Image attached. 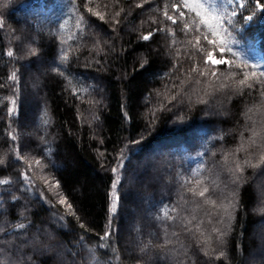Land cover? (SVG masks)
Returning a JSON list of instances; mask_svg holds the SVG:
<instances>
[{"label":"trees","instance_id":"1","mask_svg":"<svg viewBox=\"0 0 264 264\" xmlns=\"http://www.w3.org/2000/svg\"><path fill=\"white\" fill-rule=\"evenodd\" d=\"M198 2L221 18L223 40L188 8L181 20L173 7L181 0H0V180L8 181L0 184V264H55L43 233L69 246L61 252L69 264H87L81 236L97 264H245L250 252L264 264V233L251 234L264 219V201L251 209L264 170V9L257 0H239L243 9L237 0ZM209 53L227 62L214 65ZM53 59L57 71L47 68ZM36 117L43 140L19 136L17 125ZM166 147L144 162H177L179 177L127 189L141 152ZM204 188V197L190 191ZM59 192L72 206L55 204L64 228L48 220ZM124 193H144L153 212L148 240L135 222L149 261L120 241Z\"/></svg>","mask_w":264,"mask_h":264},{"label":"rangeland","instance_id":"2","mask_svg":"<svg viewBox=\"0 0 264 264\" xmlns=\"http://www.w3.org/2000/svg\"><path fill=\"white\" fill-rule=\"evenodd\" d=\"M22 30H26L21 28ZM34 30V29H32ZM28 37L29 39L33 42H36V36L34 34V32H29L28 31ZM20 52H23L22 50ZM21 54V53H20ZM212 57L214 59H222L221 57H219L218 55L211 53ZM55 59H53V61L51 60L49 63H47V68L53 69L51 68V65L54 63ZM49 66V67H48ZM37 68H39L38 65H36ZM33 72H29L28 76H32ZM218 127V126H217ZM17 132L18 135L22 137L23 136H30L31 138L34 137L35 139H38L40 141L43 140V136L41 135V126L39 125V121L38 118L36 117L35 119L30 120V122L28 121H22L21 124L17 125ZM201 133H198L196 140H200L201 138L203 139ZM207 136H205L204 139H206ZM169 148L171 147H166V148H159L156 150H152L151 148L144 150L141 152V155L136 163V161L133 159L131 160V162L133 164H135V169H132L131 171L127 172V175H125V181L127 185V189H134L137 186V181H148L150 180L151 177H153L154 179L157 180L158 183L164 185V187L167 186V183H169V179L170 176L172 175V177L178 178L179 174L176 173V171L178 170V163L176 162V165L173 166V164L171 163V161L166 160L165 162H158V163H154L152 162L151 165L145 163V159H148V161H151V157L152 154H159V153H166ZM23 157L25 158V162L26 164L29 166V169L32 170V165L29 162V157L26 156L25 154H22ZM166 156V155H165ZM32 159V158H31ZM147 161V160H146ZM151 163V162H150ZM193 164L191 163L190 166H192ZM124 166H122L123 168ZM175 173V174H174ZM154 174L156 177H154ZM115 189L112 188L110 191V199H109V204H110V208H112L113 203H114V197H116V193L114 191ZM253 191L255 194V201L253 202V206H252V210H259L261 207V203L263 204L264 201V170L262 172V174H259L257 176H255V178L253 179ZM175 192V191H174ZM56 196L53 198L51 197V200L49 202V208H50V215L48 217L49 221L52 222H58L60 223L61 227H68V225L63 226L61 223V220L58 218L57 215L54 214L55 211V204H59L60 200L64 198V196L62 195V192H59L58 194H55ZM28 196L29 198L32 199V194L28 192ZM121 204L123 207H129L130 212H126L124 213L123 210L121 211V224L120 226H122V228L124 229V231L121 233L120 235V241L122 243V245L127 246V248L130 249V251L135 254H139L142 257H145V260H148V255H147V251L145 250V246L139 244L141 241V237L140 235L136 232L138 230L139 227L136 226L135 222H139V223H143L142 227L144 228V234H145V238L148 240L153 233V227L152 225L148 222V218L152 215V211L149 207V205L146 203L145 201V195L144 193L142 194H134L133 196H131L130 194H123V200L121 201ZM148 205V206H147ZM64 208L66 211L69 212V208L64 204ZM144 218V219H143ZM116 219V217L114 218ZM150 219V218H149ZM118 221V217L116 219ZM148 224H150L151 226L149 227ZM119 226V227H120ZM118 227V224H117ZM152 227V228H151ZM140 229V228H139ZM261 233H264V219H260L258 220L255 224L252 225L251 227V234L258 238L261 236ZM43 236L47 239V241L50 243L49 247H47L44 251L47 254H50L51 256L55 257L54 259V263L55 264H69V260H64L63 259V255L61 252H69V246L66 245L65 243H63L56 235H47L43 233ZM54 240H57V242H54ZM146 240V241H147ZM54 242V243H53ZM27 246L29 244H26ZM25 245H23L24 247ZM79 246L81 248H83L84 252L86 253V255L83 257V260L87 263V264H97L95 263V259H93L92 257V251L91 249L86 245L83 244L82 242H79ZM73 252V251H72ZM70 251V253H72ZM73 254V253H72ZM253 252L247 253V255L245 256V260L244 263L245 264H262V262L260 261V259H255V257H253ZM169 258V257H168ZM163 259V263L164 264H173L171 262V260L169 261V259L162 258Z\"/></svg>","mask_w":264,"mask_h":264},{"label":"snow or ice","instance_id":"3","mask_svg":"<svg viewBox=\"0 0 264 264\" xmlns=\"http://www.w3.org/2000/svg\"><path fill=\"white\" fill-rule=\"evenodd\" d=\"M237 6L239 8H241V9L245 8V4L240 3L239 0H237ZM173 7L176 8V10L178 12V16H179V18L181 20L184 19V12L183 11H180V8L181 7L188 8L190 11L195 12L196 16L200 18L199 19V23L206 25L208 27V29H209V31H210V33H211V35L213 37H220V39L223 40V37L220 36V32L218 31V29H220L221 26H222L221 18L220 17H211L210 18L203 11L204 5L202 3H199L198 0H192L191 3L189 2V0H181V3L180 4H174ZM257 7L258 8H261V9H264V5L259 4V0H257ZM90 11H91V9H90ZM236 14H237L236 11L233 10L232 16H236ZM96 15H98L100 19H104L103 15H101L100 13H96ZM116 15H119V13H117ZM164 15H165V17L168 20H171L173 24H176L177 21H176V19L173 16L168 15L167 12H165ZM245 19L248 20V21H251L253 19V17L252 16H248ZM212 20H215V23L214 24L211 22ZM193 24H196V21H193ZM197 27H199V25H197ZM182 30H191V26L188 23H185ZM151 36H152V33H149L147 35H144L142 37V39L149 40V39H151ZM204 38L205 39H208L207 36H205ZM196 39H197V44H199V37H197ZM208 42L210 44L215 45L217 43V40L216 39H212V40H209ZM223 51H224V48L221 47L220 48V52H223ZM229 51H231V49H229ZM32 54H36V50L35 49L32 50ZM8 55L11 56V55H13V53L12 52H9ZM66 58H67L66 55L64 57H62V59H66ZM208 59L214 65H217V64H225L227 62L224 59H214L212 57V54L211 53H209ZM53 71H57V69L54 68ZM193 71H196V69H193ZM201 74H203V73H201ZM261 75L264 76V73H261ZM252 76L255 77V73H252ZM11 78L13 80L16 79L15 73H13V75H12ZM247 80H248V76L246 75L245 76V79L239 81V85H245L247 83ZM249 111H251V109H249ZM254 135H255V133H254ZM12 139L15 140L16 137L13 136ZM18 159H19V157H18ZM261 160L264 161V157H261ZM245 163H248V162L245 161ZM251 166L254 167V168L255 167H258V165H251ZM243 171H244V169L239 164H237L236 167H235V173L242 174ZM24 178L27 179V175L26 174L24 175ZM241 179H242V175H236V179H235L234 183L240 181ZM7 183H8V181H6V180H0V184H7ZM190 191H193L194 194H198L199 196L204 197L205 196V193L208 191V189L207 188H204L202 191H199L198 193L196 192L195 189H190ZM2 199H3V197H0V200H2ZM12 199H16V197L13 196ZM117 200H118V197H114V203H113V206L111 208V211L113 213H115L117 211V207H116V203H115V201H117ZM59 202L62 205L67 203L66 200L63 199V198ZM212 203H215V202L213 201ZM67 207L68 208H71L72 206L70 204H68ZM261 211L264 212V209H261ZM165 215H167V213H165ZM60 219L62 220L63 217H60ZM15 227H17L18 229H23V228H25V225L23 223H21V224L16 225ZM81 227H83V225H81ZM109 235H111V233H106L105 234V238L107 236H109ZM79 239H80V242H83L84 237L81 236ZM221 255H223V253H221Z\"/></svg>","mask_w":264,"mask_h":264},{"label":"bare ground","instance_id":"4","mask_svg":"<svg viewBox=\"0 0 264 264\" xmlns=\"http://www.w3.org/2000/svg\"><path fill=\"white\" fill-rule=\"evenodd\" d=\"M110 198V197H109ZM110 210H111V208H110Z\"/></svg>","mask_w":264,"mask_h":264}]
</instances>
